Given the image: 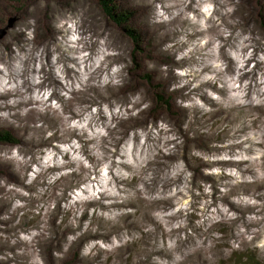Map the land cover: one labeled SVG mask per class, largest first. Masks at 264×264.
I'll list each match as a JSON object with an SVG mask.
<instances>
[{
    "label": "clouds",
    "instance_id": "9594fccd",
    "mask_svg": "<svg viewBox=\"0 0 264 264\" xmlns=\"http://www.w3.org/2000/svg\"><path fill=\"white\" fill-rule=\"evenodd\" d=\"M19 3L0 37L18 141L0 143V264H264V0H120L151 57L134 72L94 0Z\"/></svg>",
    "mask_w": 264,
    "mask_h": 264
},
{
    "label": "rangeland",
    "instance_id": "374dc122",
    "mask_svg": "<svg viewBox=\"0 0 264 264\" xmlns=\"http://www.w3.org/2000/svg\"><path fill=\"white\" fill-rule=\"evenodd\" d=\"M117 1L120 4V0H117ZM24 7H25L24 4L19 3V0H17V6L15 7H12V0H3V3L0 4V25H3L4 27L0 28V37H3L6 34L8 29L13 28L18 23V21L21 19L22 14L24 12ZM94 11L102 19L110 20L102 12L101 8L99 7L98 0H94ZM13 13H15V15ZM132 14L135 15L134 13ZM114 23L120 28L121 32L125 34L126 38L129 41H131L133 45V48H132L133 67L131 71L134 72L140 67V61L138 59V54H139V57L142 59L151 58L150 55H148L145 52V45L147 43L146 34L141 28L133 26V22L131 21V24L134 27V30L138 32L137 35L140 37L139 45H137L133 42L131 37L124 31L122 25L117 24L116 22ZM261 26L264 27V24H262ZM160 60L161 62H167L166 59L163 57H161ZM139 79L142 82L147 81L148 84L150 85L148 92H149V95L152 96L153 101H154L153 108L151 110L152 113L155 114L161 110H166L170 115L175 117L177 115V112L174 110L173 105H172L173 95L175 94H168L165 91H163L162 84L152 85V76L148 73H142L139 76ZM1 131H8L14 137L13 133L8 129H0V132ZM8 179L12 181L15 180V178L12 177L11 175L8 176ZM246 255H247L246 264H258V262L254 259L251 253H248ZM234 258H235V264H242L240 255L234 254ZM75 259H76L75 253H73L71 259L68 261V264H74ZM224 264H227V262H224Z\"/></svg>",
    "mask_w": 264,
    "mask_h": 264
},
{
    "label": "trees",
    "instance_id": "16d2710c",
    "mask_svg": "<svg viewBox=\"0 0 264 264\" xmlns=\"http://www.w3.org/2000/svg\"><path fill=\"white\" fill-rule=\"evenodd\" d=\"M98 4L104 15L117 24L122 25L124 31L131 37L133 42L139 45L140 37L131 24L132 12L122 10L117 0H98ZM0 143H17V141L8 131H1Z\"/></svg>",
    "mask_w": 264,
    "mask_h": 264
},
{
    "label": "bare ground",
    "instance_id": "6f19581e",
    "mask_svg": "<svg viewBox=\"0 0 264 264\" xmlns=\"http://www.w3.org/2000/svg\"><path fill=\"white\" fill-rule=\"evenodd\" d=\"M7 33V32H6ZM6 35V34H5Z\"/></svg>",
    "mask_w": 264,
    "mask_h": 264
}]
</instances>
